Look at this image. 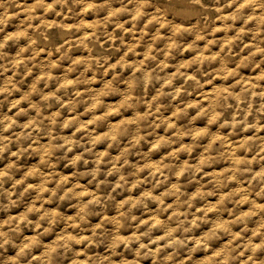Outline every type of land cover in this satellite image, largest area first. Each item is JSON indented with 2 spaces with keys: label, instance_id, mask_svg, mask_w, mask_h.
<instances>
[{
  "label": "clouds",
  "instance_id": "9594fccd",
  "mask_svg": "<svg viewBox=\"0 0 264 264\" xmlns=\"http://www.w3.org/2000/svg\"><path fill=\"white\" fill-rule=\"evenodd\" d=\"M0 215V264H264V0H0Z\"/></svg>",
  "mask_w": 264,
  "mask_h": 264
},
{
  "label": "rangeland",
  "instance_id": "374dc122",
  "mask_svg": "<svg viewBox=\"0 0 264 264\" xmlns=\"http://www.w3.org/2000/svg\"><path fill=\"white\" fill-rule=\"evenodd\" d=\"M30 2H31V0H30ZM15 23V22H14ZM22 208H23V206H22ZM4 217H3V215H0V219H3Z\"/></svg>",
  "mask_w": 264,
  "mask_h": 264
}]
</instances>
